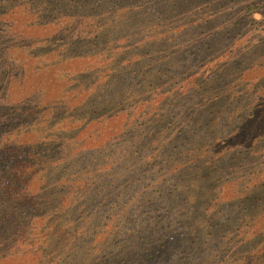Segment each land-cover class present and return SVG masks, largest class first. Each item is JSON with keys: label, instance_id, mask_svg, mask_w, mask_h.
I'll return each instance as SVG.
<instances>
[{"label": "rangeland", "instance_id": "1", "mask_svg": "<svg viewBox=\"0 0 264 264\" xmlns=\"http://www.w3.org/2000/svg\"><path fill=\"white\" fill-rule=\"evenodd\" d=\"M39 1L0 0L1 10L7 11L0 17V80H14L18 72L13 69L25 61L29 68L33 60L37 66L26 74L32 71L39 76L34 83L41 78L48 82L49 75L57 81V87L39 85L43 91L36 90L41 105L38 111L43 113L30 119L35 130H30L29 136H34L41 146L34 159L35 181L39 183L35 187V199L28 206L34 219L25 227L24 235L14 239H21L26 250L15 245L0 256V264L30 263L26 254L36 260L34 251L37 249L42 257L35 264H158L170 249L156 255L159 244L153 245V236L158 237L157 230H163V238L171 236L170 228L165 230L164 226L156 224L158 219L166 223L168 209L174 211V217L179 216L178 221L193 227L189 231L198 241L202 225L217 230L216 225L221 223L222 232L218 235L226 251L219 252L215 264L234 260L239 238L226 231L224 224L229 221L222 218L224 214L214 212L225 208L234 211V195L225 187L242 176L244 182L240 181L239 187L244 188L251 178L259 177L257 173L263 175L261 164L240 175L225 171L223 178L228 184L217 188L208 201L199 199L201 193L191 190V197H196L193 205L167 206L169 198H177L179 186L187 182L186 174H196L199 169L195 167L198 157L191 163L194 167L191 171V167L183 166L186 158L177 155L198 140L203 128L210 130L212 139L216 137L217 123L211 122V118L223 114L222 120L225 119L224 113L232 107L239 108L237 100L248 96L256 99L253 110L264 116V0H121L111 6L109 14L102 12L101 17H93L94 21L80 16L82 9L71 13L77 17L49 15L44 7H38ZM248 5L259 6L252 16L258 23L251 20ZM73 6L79 4L73 1ZM16 16H20L18 34L39 35L37 30L40 29L44 31L40 39L28 41V36L14 35L12 28L17 24L13 27L12 19ZM34 42L36 47L32 46ZM14 46L20 48L15 47L18 54L12 55ZM25 52L31 56L28 63L22 61ZM193 79L200 81L204 88L185 93L186 83ZM82 82L86 87L80 89V94L77 87ZM55 91L57 103L52 101L48 106L56 108L54 119L44 127L37 126L36 122L42 120L43 115L51 114L52 108L46 114L44 109L49 102V92ZM36 93L28 99L32 101ZM161 93L164 95L158 97ZM224 93L234 99L231 106L222 108L221 100L212 105L211 100ZM89 96L91 100L96 99L93 106L105 99L113 106L102 111L105 118L100 117V124L95 123L92 131H80L74 123L83 120L80 119L82 112L72 113L65 107L71 100ZM4 97L1 91L0 101ZM161 98H166L165 103H160ZM91 105L90 102L88 107ZM155 107L156 111L151 113ZM201 109L207 110L203 122L199 121L203 116ZM87 115L90 119L96 117ZM229 123L222 131L227 138L236 135V129L241 127L236 117L230 116ZM120 128L127 133L126 141L119 144L116 156L106 158L105 148H117L109 143L104 145L101 140L105 134ZM92 148L98 151L89 153L87 150ZM171 148L174 151L168 157ZM140 150L146 152L144 159L136 156V151ZM86 154L91 159L89 162L95 160L94 164L81 170L79 175L74 174L78 164L83 165V158H88ZM104 158L108 159L107 164L100 163ZM95 167L104 169L93 173ZM117 172L119 175L114 180ZM141 172L144 175L139 182L134 176ZM109 174H112L111 179H107ZM78 177L86 180L87 189H76ZM60 178L64 179L60 181ZM111 182L113 185L108 188ZM160 202L158 209H149L148 206ZM207 206H211L208 213L217 217L216 222L205 216L202 219L201 214H192L197 208ZM45 221L49 224L51 221L53 226L39 230L38 224L44 225ZM249 221L242 220L245 230ZM171 223L174 232L184 231L180 222L171 220ZM58 226H62V231L56 233ZM155 226L158 228L153 233ZM192 240V246L198 251L195 260L199 263L203 258L202 248L198 250L195 239Z\"/></svg>", "mask_w": 264, "mask_h": 264}, {"label": "trees", "instance_id": "2", "mask_svg": "<svg viewBox=\"0 0 264 264\" xmlns=\"http://www.w3.org/2000/svg\"><path fill=\"white\" fill-rule=\"evenodd\" d=\"M73 1L79 4V6H73ZM120 1L121 0H103L104 3H99L96 0H54L53 2H50L49 0H41L38 3V7H44V10H46L49 15H54L56 17L62 16L65 18H70L74 15H76L77 17V14L71 13H79L81 11L80 9H82L83 14L79 13V15L83 17L87 16L89 18H92V21H94L93 17H101L102 12H106V14H109L111 12V6L117 5V3H120ZM257 9H259V6L257 5L247 6V11L251 13V20L256 23H258L257 19L252 16L257 13ZM69 10H72L74 12H71ZM0 11L2 12L0 13V17L7 12H4V9L1 10V7ZM262 16H264V12H262ZM17 17L18 16L12 19L13 27L17 24L15 28H12L14 29V35H19V37L21 35H23V37L28 36V41H35L34 38L36 37L40 39V36L44 33V31L40 29L37 30V33H40L39 35H35L34 33L32 35L30 34V32H26V35L25 33L18 34L21 31L19 28L20 16L19 18ZM32 46L36 47L35 42L32 44ZM15 47L20 48L19 46L12 47V55H15L16 52L18 54L17 49H14ZM25 53L26 54L22 56V61L27 60L28 63V60H31V56H29L28 52ZM27 56L29 57V59L27 58ZM141 58L142 57H140L139 59ZM25 62H23V64L20 66L17 65L18 68L13 69L18 72V75L14 80H0V92L3 91V93L5 94L4 99L0 101V256L6 255V251L12 250L14 246L18 244V246L23 249V251L26 250L24 249V243L20 238H18L20 239L18 241H15L14 239L18 235L23 236L25 227L28 224H31V221L34 219V215L31 214L28 206H30L35 199L34 191L36 184L39 183L35 181V178L37 177V172H35L37 164L34 159L36 160L37 156L35 154L37 151H40L41 146L38 145L39 143L35 140L34 136H29V133L32 132H30V130H35L32 127L33 122L31 123L30 119L31 116H35L37 113H39L40 115L43 113V111H38V109L41 108V105L38 102L39 100L37 101V97L39 94L36 93V90L40 89V93H42L43 88L41 86L47 84L52 85V87H57V81L52 79L50 75L48 78V82H44L43 78H41L40 80L37 79V83H34L36 78H38L39 76L35 75L32 71H30L29 75L26 74V72H28L33 66H37V64L32 60V62H30V67L28 68ZM71 63H74L75 65L74 61H71ZM37 69L38 68L36 67L35 71ZM1 75L0 77H2ZM31 76L35 77L32 78ZM124 78L127 79V77ZM200 83L201 82L196 79L189 80L185 86V93L194 92L195 90L198 91V89L202 90L204 88V85H201ZM85 87V82H82L81 86L77 87L80 94H82L80 89H84ZM217 87H219L218 84L216 85V89ZM205 91L208 90L205 89ZM56 92L57 91L49 92V102L47 108L44 109V113L46 114L47 110H50L52 108L51 114H46L47 116L43 115L42 120H38L39 122H36L37 126L43 125L44 127L50 124L54 119L53 116L55 115V111L53 112V110H56V108H48V106L51 105L50 103H52V101L56 100L54 96ZM34 93H36L34 99L32 101L29 100L28 98H30L31 94ZM163 95L164 93H161L158 97H162ZM246 98L247 99H243L241 101L237 100V105L241 106L236 110L232 107L230 108V110H228V112H225V119L222 120L223 114H219L217 118L213 117V120L212 118L210 119L211 122L215 121V123H217L218 130L216 134L214 133V137L216 135L214 139H212L210 130L208 128H203V133L199 136L198 140H195L193 144H188V148L186 150L182 148L183 150L179 151L180 154H178L177 156L181 157L180 155H183L187 161L185 164H183V166L186 165L187 167H191L190 170L192 171L194 167L193 165H191V163L193 162L195 157H198L199 163L196 164L195 167H199V169L196 174H192L191 172H188L186 174L188 180L187 182H184V186L188 187V189H185L183 185L179 186V195H177V198H169V206H167L171 207L175 203L176 205H193L196 202V197H191V190L197 193H201L199 199L204 198L208 201L210 195L213 194L217 188H222L224 185L228 184L226 183L227 181H225L223 178V174L225 173V171H235L237 175H240L243 172L245 173L246 171L253 169V167L258 166V164H261V171L263 172V175L257 173L256 176L259 177L255 179L251 178L244 188L243 186L239 187L240 181L244 182L242 180V176H239L234 181L231 180L233 181L232 183L230 182L232 185L230 184L229 187H225L226 191H229L234 195V204L232 205L234 211H230V209L228 208L226 210L225 208L224 210H218V212H214L218 213L219 215L224 214L222 215V218L226 217L230 222L224 224L226 231H230L232 232V234H236L235 236L239 238V241L236 242V247L234 248L235 258L234 260H232L231 262H227L226 264H264V116L258 115V112H255L253 110L255 108L256 99H254L253 97V99H251V96H248ZM92 100L90 96L82 98L79 101L71 100L68 102L69 106L65 107L66 109L71 110L72 113L82 112L83 116L80 119L83 120L79 124L78 122L74 123V126H78V129L80 131H85L86 129L92 131V128L97 125L95 123H98L99 119H101L100 117H102V119L105 118V115H102V111L104 109L107 110L113 106L111 103H108L110 102L108 99H105L100 104L93 106L94 102H96V99ZM160 100V103H165L166 98H161ZM219 100H221V102H219ZM211 101L213 102L212 105L219 102L222 104L221 107L224 108V106H231V101L234 102V99L231 95L224 93V95L221 96L217 94L216 98L212 99ZM90 102L92 103V105L88 107V105H90ZM54 103L57 102L55 101ZM88 108L90 110L87 112ZM156 108L157 107H155V109L151 110L150 112L153 113V111H156ZM201 112L202 113L200 114H203V116L200 117L199 121L203 122L204 119H206L205 115L207 113V110L201 109ZM87 113H90V115H96V117L90 119ZM229 113H232L230 115L231 118L236 117V123H239L241 127L238 126V128L236 129L238 130L236 135H228L229 138H227V136H224L222 131H224V129L228 128L230 125ZM108 119L110 120L109 117ZM98 124H100V121ZM205 126L208 127V122H206ZM114 129L116 130V128ZM115 130L114 132L105 134L104 140H101L102 142L104 141L102 144L107 145L109 143V146L117 148L109 150H107V148H105V150L103 149L106 158H110V155L116 156L120 151V148L118 147L119 144L126 141L124 139H126L127 133L122 132L121 128L116 132ZM14 133H16L15 136ZM88 148H91V145H89ZM87 151L89 153L91 151L96 152L98 151V149L92 148L88 149ZM173 151L174 150L171 148V152L167 154V156L170 157ZM107 152L109 154H107ZM145 153L146 152L143 150H140L138 152L136 151V156L138 159H144ZM86 157H88L87 154ZM106 158H104L103 162L101 161L100 163L107 164L108 159ZM83 160V165L78 164L79 167H76L77 164L75 165L76 170H74V174L79 175L81 170L88 169L89 166H91L95 162V160L89 162V160H91L90 157H88L87 159L83 158ZM97 169L98 168L95 167L93 173H96L95 171H97ZM103 169L104 168H100L98 169V171L100 170L101 172L103 171ZM253 173L255 174V172ZM118 175L119 172H117V174L113 176L115 178L114 180H116ZM143 175L144 173L141 172V175L140 173L135 174L134 177L137 178V181L141 182L143 180ZM111 177L112 174H109L107 179H111ZM62 179L64 178H60V181H62ZM111 184L113 185V182L110 183L108 188L111 187ZM75 187L77 190L83 191L88 188V185L86 183V180L78 177V179L75 181ZM114 193L116 195V192ZM105 196L107 197V195ZM109 196H111V194ZM160 205L161 202L155 203V205L153 204L152 206L150 205L148 207L149 209L155 207L158 209ZM210 207L211 206H207L206 208L202 209L197 208L192 214L194 216H196L197 214H201L200 216L202 219L203 216H205L207 218H210V220L215 221L217 217L210 216V214L208 213V211L211 210ZM187 212L189 213V210ZM144 213L146 214V210H144ZM166 214L169 215L166 216V223L165 221L161 223L158 218V222H154L158 227L164 226L165 230H168L170 228L172 231L171 236H168L166 238H163L162 236L163 230H157L155 235H158V237L153 236V245L159 244L157 245L155 250L156 255H160L163 252L162 250L164 249H170L167 252L168 254L163 256L164 259L158 261V264H160V262L163 264H215L219 252L226 251L225 244H222V241L220 240L221 237L218 235L222 232L220 230L221 223L217 222L219 223L215 227L217 230H214V228H210L207 225L206 227L205 225H202L201 230H199L201 240L198 241L196 235H192V233L189 231L191 230L190 228H193L192 226L190 227V225L185 224L183 221H178L179 216L174 217V211L170 209L166 211ZM187 215H189L190 217V213ZM30 216H32V218H30ZM244 219H250L248 230H245V227H243L242 220ZM171 220L172 222L176 220L177 222L183 224L181 226L184 228V231L177 232L175 230L176 232H174V230H172V227L174 226L171 223ZM182 220L184 219L182 218ZM50 223L51 224L45 221L44 225L38 224L39 230H42L44 226L46 228H49L51 225L53 226L51 221ZM61 227L62 226H58L56 233H58V231H62ZM158 227H153V233ZM187 239L190 240L187 241ZM192 239H195L194 241L198 247V250L200 247L202 248L201 253L203 254V258L199 263H196L195 260L198 251H196L195 247L192 246L194 245ZM232 242H234V240ZM35 244L36 240H34L32 244L33 247ZM253 251H255L254 254ZM28 252L33 251L28 250ZM34 254L36 255V260L41 259L42 254H40V250L37 249V251H34ZM159 255L157 257H159ZM26 257L29 258L30 263L25 262V264L36 263V260L34 258L30 259V256H28L27 254ZM134 264H136V262Z\"/></svg>", "mask_w": 264, "mask_h": 264}]
</instances>
